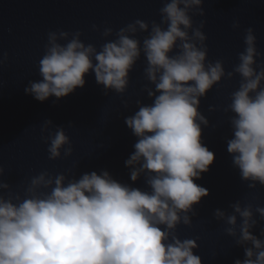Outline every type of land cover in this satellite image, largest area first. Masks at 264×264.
Returning <instances> with one entry per match:
<instances>
[{"label": "clouds", "instance_id": "9594fccd", "mask_svg": "<svg viewBox=\"0 0 264 264\" xmlns=\"http://www.w3.org/2000/svg\"><path fill=\"white\" fill-rule=\"evenodd\" d=\"M203 3L167 0L160 8L159 23L152 21L150 26L137 19L99 51L82 42L79 31L48 33L39 61L42 79L29 81L24 89L40 102L52 96L59 100L83 88L89 73H94L105 95L110 90L123 95L137 60L142 54L146 58L144 74L155 89L145 91L153 102L136 101L138 111L125 118L137 137L125 165L132 182L145 177L147 190L121 183L107 170L70 180L42 171L31 178L23 196L0 182V189L8 190L0 195V264H202L194 254L199 247L196 240H181L177 226H191L195 207L209 195L207 188L195 183L215 160L203 143L202 131L209 121L199 111L201 98L234 73L241 81L224 109L234 114L229 118L232 138L227 140V151L250 188L257 183L264 186V53L258 51L257 37L249 27L246 47L233 71L225 72L223 60L208 61L202 31L206 21L194 26L192 19L205 16ZM232 27L238 29L239 22ZM138 32L149 33L142 43ZM102 35H113V29L105 28ZM214 110L210 106L209 111ZM52 124L46 120L41 129L47 133L42 138L49 145V159L61 158L62 150L65 157L72 155L63 127L53 132ZM230 207L232 214L218 208L214 216L244 247L245 258L234 264H264V239L252 234L258 226L254 213L264 221V207H242L240 202ZM260 236L264 237V229Z\"/></svg>", "mask_w": 264, "mask_h": 264}, {"label": "water", "instance_id": "95a60500", "mask_svg": "<svg viewBox=\"0 0 264 264\" xmlns=\"http://www.w3.org/2000/svg\"><path fill=\"white\" fill-rule=\"evenodd\" d=\"M167 0H0V167L4 174L0 182L7 183L12 193L23 196L32 177L42 171L53 176L64 174L69 180L83 173L107 170L119 182L147 190L145 177L136 182L130 179L125 161L134 152L137 142L125 123V118L138 111L136 101L149 105L153 102L145 88L155 89L145 77L147 61L142 54L129 73V84L121 95L108 91L105 95L94 73L85 75L86 84L72 94L57 100L52 96L44 102L25 93L29 81H39V61L45 53L50 31L82 33V42L97 50L116 39L115 33L135 20L160 22V8ZM205 16L194 15V26L206 21L202 31L207 36L208 61L223 60L225 72L233 71L239 54L246 45V29L251 27L257 37V49L264 53V0H204ZM238 21L240 27L234 29ZM96 26L94 29L93 26ZM105 28L113 35L104 37ZM150 31V27H149ZM148 32H138L142 43ZM64 44L66 41H60ZM7 53V60L4 54ZM260 58H257V63ZM241 76L223 78L201 98L199 111L208 119L203 128L205 146L215 154L209 171L195 180L208 189L195 207L191 226L180 224L177 235L181 240L195 239L199 247L194 254L202 264H234L245 258L244 247L229 236L224 221L216 220V209L233 213L230 205L252 204L264 207V186L257 183L250 188L233 166L227 151V140L232 138L230 117L224 109L231 103V94L239 89ZM125 103L127 106H125ZM213 107L214 111H209ZM46 120H51V131L63 127L72 145V155L49 159L48 144L42 133ZM8 190L0 189V195ZM191 215V214H190ZM258 226L252 234L258 238L264 221L254 213ZM241 218L238 217V223Z\"/></svg>", "mask_w": 264, "mask_h": 264}]
</instances>
